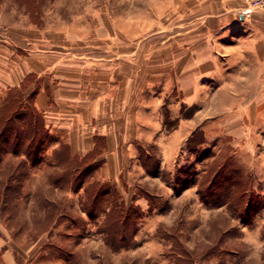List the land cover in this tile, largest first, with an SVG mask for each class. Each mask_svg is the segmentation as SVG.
I'll list each match as a JSON object with an SVG mask.
<instances>
[{
    "label": "crops",
    "instance_id": "obj_1",
    "mask_svg": "<svg viewBox=\"0 0 264 264\" xmlns=\"http://www.w3.org/2000/svg\"><path fill=\"white\" fill-rule=\"evenodd\" d=\"M75 1L69 18L96 20L84 31H94L90 40L77 37L75 26L46 27L43 12L42 22H33L24 7V21H0V96L10 89L35 93L54 145H67L75 157L98 148L97 180L114 184L122 196L134 193L126 183L117 185L129 175L122 150L162 128V88L176 94L167 105L174 111L223 97L259 100L264 114V10L248 13L243 0ZM142 18L151 20L148 31ZM119 20H130L131 28ZM126 35L133 40L125 43ZM199 115L203 109L164 137L186 139L189 130H206L204 120L193 127ZM0 264H18L1 234Z\"/></svg>",
    "mask_w": 264,
    "mask_h": 264
},
{
    "label": "rangeland",
    "instance_id": "obj_2",
    "mask_svg": "<svg viewBox=\"0 0 264 264\" xmlns=\"http://www.w3.org/2000/svg\"><path fill=\"white\" fill-rule=\"evenodd\" d=\"M78 4L75 0H42L37 8L39 22L43 12L46 27L75 26L77 37L90 40L95 37L94 31H89L93 35L84 31L92 29L96 20L68 17L71 7ZM21 20L25 16L12 0H0L1 22ZM120 21H125L126 28L132 26L130 20H119L122 25ZM150 21L140 19L143 30H149ZM106 24L112 28L114 23L107 20ZM125 37V43L129 38L133 40L132 35ZM210 85L214 91L213 84ZM161 90L158 122L162 128L153 134L143 133L144 137L136 140L130 150H122L129 175L119 178L117 185L121 188V183H126V191L129 189L131 193L134 189V193L120 194L121 200L127 207L134 204L142 212V218L133 223L135 227L130 224L126 231L133 236V244L113 252L106 244L102 227L101 210L106 204L88 215L84 212V194L79 184L54 186L49 181V175L60 169L54 158L60 145H54L57 139L52 136L38 160L29 164L19 196L6 208L0 205V234L7 239L18 264H179L176 256L180 250L189 252L187 264H264V114L259 113L256 105L259 100L206 98L197 105H177L174 111L167 105L177 100L176 94L166 95ZM202 109L205 115H199L193 127L204 120L206 130H189L186 139L164 137L169 138L180 119L191 118ZM9 159L14 158L5 157ZM223 163L222 183L214 195L207 196L208 178L218 173V166ZM98 169L91 174L90 181L97 180ZM235 176L244 178L253 198L247 214L243 213L244 207L238 209L227 198L235 188L228 186L234 184ZM109 185L116 189L114 184ZM142 192L154 197L151 203L143 200L139 194ZM42 200L60 202L66 215L52 226L50 235L37 233L43 215ZM170 230L176 235L174 241L166 239ZM219 239L221 242L213 247ZM224 247L227 251L219 255ZM209 248L213 254L202 258Z\"/></svg>",
    "mask_w": 264,
    "mask_h": 264
},
{
    "label": "trees",
    "instance_id": "obj_3",
    "mask_svg": "<svg viewBox=\"0 0 264 264\" xmlns=\"http://www.w3.org/2000/svg\"><path fill=\"white\" fill-rule=\"evenodd\" d=\"M12 1L18 7H24L26 11L30 12L31 21L39 23L37 8L41 0ZM33 7H35L34 11L31 10ZM23 90V88L10 89L0 96V205L5 208L19 196L29 164L38 160L41 150L48 147L52 137L45 126L42 113L34 105L35 93L24 95ZM100 153L98 148H94L85 156L75 157L71 156L67 145L60 144L59 148L57 147L54 151L55 162L60 169L54 170L48 179L54 186L79 184V188L82 187L84 194V212L88 215H91L96 208L101 210L100 205L102 203L106 204L101 210L106 244L113 252H120L133 244V236H128L126 231H129L130 224L142 218V212L134 204L127 207L121 200L118 191L112 189L109 183L95 178L89 180L91 174L101 166L100 161H96ZM8 155H12L14 159L5 160ZM224 166L225 163L218 166L219 172L208 178V187L205 190L207 196L214 195L222 183L221 174L223 173L221 170ZM235 177L234 184L231 182L228 185L235 188L227 194V198L229 197V200L239 207L238 209L244 207L243 213L247 214L253 198L251 199L250 193H248V184L244 178ZM238 179L240 180L239 183H237ZM84 183L86 184L83 186ZM139 194L147 200L148 204L154 199L148 192ZM204 196L202 197L204 198ZM5 208H2L3 212H5ZM41 208L43 215L37 233L50 235L52 228L62 218L65 219L64 208L60 202L50 200H42ZM131 226L135 227L134 224ZM175 238V233H172L171 230L167 232L166 239L174 241ZM219 242H221L220 239L213 247L217 246ZM210 249L212 248L203 252L202 258L213 254ZM220 249L219 255L227 251L225 247ZM178 253L176 259L179 264L190 262L189 252L180 250Z\"/></svg>",
    "mask_w": 264,
    "mask_h": 264
},
{
    "label": "built area",
    "instance_id": "obj_4",
    "mask_svg": "<svg viewBox=\"0 0 264 264\" xmlns=\"http://www.w3.org/2000/svg\"><path fill=\"white\" fill-rule=\"evenodd\" d=\"M243 3L248 13L264 10V0H243Z\"/></svg>",
    "mask_w": 264,
    "mask_h": 264
}]
</instances>
